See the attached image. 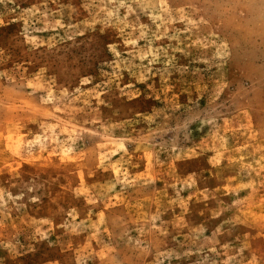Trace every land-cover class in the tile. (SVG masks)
Segmentation results:
<instances>
[{
  "label": "rangeland",
  "instance_id": "374dc122",
  "mask_svg": "<svg viewBox=\"0 0 264 264\" xmlns=\"http://www.w3.org/2000/svg\"><path fill=\"white\" fill-rule=\"evenodd\" d=\"M0 264H264V0H0Z\"/></svg>",
  "mask_w": 264,
  "mask_h": 264
}]
</instances>
